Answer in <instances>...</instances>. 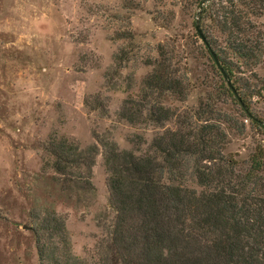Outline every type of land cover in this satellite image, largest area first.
<instances>
[{
    "label": "rangeland",
    "instance_id": "obj_1",
    "mask_svg": "<svg viewBox=\"0 0 264 264\" xmlns=\"http://www.w3.org/2000/svg\"><path fill=\"white\" fill-rule=\"evenodd\" d=\"M198 1L0 0V264H41L36 234L47 212L65 218L72 256L93 263L99 226L114 217L95 137L110 133L120 150L141 156L157 134L175 128L134 126L118 116L128 97L140 96L152 70L145 62L159 59L161 49L187 87L182 101L162 96L163 106L182 114L208 103L226 114L231 120L219 121L227 135L222 152L234 156L239 173L249 169L257 147L264 149V126L247 120L227 92L195 29ZM199 25L205 40L224 46L209 21ZM244 72L236 84L259 92L250 112L264 122V63ZM52 136L82 150L98 147L91 189L43 170L41 147ZM136 136L145 143L134 145ZM185 185L199 190L193 179Z\"/></svg>",
    "mask_w": 264,
    "mask_h": 264
},
{
    "label": "trees",
    "instance_id": "obj_2",
    "mask_svg": "<svg viewBox=\"0 0 264 264\" xmlns=\"http://www.w3.org/2000/svg\"><path fill=\"white\" fill-rule=\"evenodd\" d=\"M197 7L199 23L209 21L223 36V47L213 38L206 41L227 92L235 98L226 84L230 81L241 100L242 105L235 98L242 115L264 126L250 112L249 103L259 92L253 94L247 82L243 88L236 84L243 81L244 70L251 72L264 63L260 22L264 0H199ZM159 57L145 62L152 70L141 83L140 96L128 97L118 116L134 126L162 127L173 122L175 128L157 134L150 152L141 156L120 150L110 133L95 137L114 217L99 226L103 236L92 264H264V178L260 175L264 149L257 147L249 169L239 173L234 156L222 152L227 135L219 121L228 123L226 114L208 103L182 114L163 106L162 96L182 101L187 87L177 76L172 58L162 49ZM135 139L136 146L145 143L141 136ZM41 150L44 171L92 188L97 146L82 150L66 138L52 136ZM191 179L199 190L185 185ZM38 221L36 249L41 264H90L72 256L65 218L47 212Z\"/></svg>",
    "mask_w": 264,
    "mask_h": 264
},
{
    "label": "water",
    "instance_id": "obj_3",
    "mask_svg": "<svg viewBox=\"0 0 264 264\" xmlns=\"http://www.w3.org/2000/svg\"><path fill=\"white\" fill-rule=\"evenodd\" d=\"M195 29H196V31H197L199 37L201 38V40L203 41V43H204L205 46L207 47L208 51L210 52V55H211L212 59L214 60L215 64L218 66V61H217V59H216L214 53L211 52L209 46L207 45V41L205 40V38H204V36H203V34H202V31H201V29H200L199 22H197V21H196V23H195ZM221 73L223 74L224 79L227 80L226 75H225L222 71H221ZM226 84H227V87H228V88L231 90V92L234 94L235 98L238 100V102L240 103V105H242L241 100H240V98H239V95H238L237 92L235 91L234 87L231 85L230 81H227Z\"/></svg>",
    "mask_w": 264,
    "mask_h": 264
}]
</instances>
